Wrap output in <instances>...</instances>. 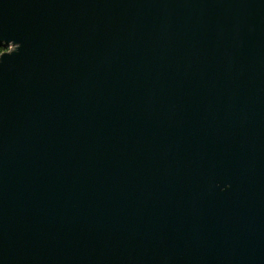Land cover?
I'll use <instances>...</instances> for the list:
<instances>
[{
  "label": "water",
  "instance_id": "obj_1",
  "mask_svg": "<svg viewBox=\"0 0 264 264\" xmlns=\"http://www.w3.org/2000/svg\"><path fill=\"white\" fill-rule=\"evenodd\" d=\"M0 264H264V0H0Z\"/></svg>",
  "mask_w": 264,
  "mask_h": 264
},
{
  "label": "trees",
  "instance_id": "obj_2",
  "mask_svg": "<svg viewBox=\"0 0 264 264\" xmlns=\"http://www.w3.org/2000/svg\"><path fill=\"white\" fill-rule=\"evenodd\" d=\"M6 48L0 46V54L5 50Z\"/></svg>",
  "mask_w": 264,
  "mask_h": 264
}]
</instances>
